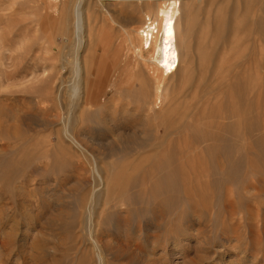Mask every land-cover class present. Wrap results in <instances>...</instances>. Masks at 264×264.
<instances>
[{
  "label": "rangeland",
  "instance_id": "374dc122",
  "mask_svg": "<svg viewBox=\"0 0 264 264\" xmlns=\"http://www.w3.org/2000/svg\"><path fill=\"white\" fill-rule=\"evenodd\" d=\"M191 2L190 55L170 81L172 101L153 113L132 93L115 112L110 93L109 111L78 128L83 152L60 147L68 100L46 83L54 75L52 48H63L54 33L68 11L64 0H0V129L19 132L0 144V215L16 214L0 221V264H57L54 249L62 250L61 264H82L84 237L75 228L99 184L96 170L117 202H100V224L142 230L132 244L142 263L264 264V0ZM123 6L112 9L117 43L143 17ZM91 23L81 52L95 60L99 22ZM29 140L34 156L26 165L16 150ZM15 159L18 178L27 181L20 187L3 181ZM191 190L197 195L190 202ZM122 234L112 241L121 246ZM176 235L185 246L166 244Z\"/></svg>",
  "mask_w": 264,
  "mask_h": 264
},
{
  "label": "bare ground",
  "instance_id": "6f19581e",
  "mask_svg": "<svg viewBox=\"0 0 264 264\" xmlns=\"http://www.w3.org/2000/svg\"><path fill=\"white\" fill-rule=\"evenodd\" d=\"M52 1L57 2L58 0H49V2ZM191 1L186 0L181 3V0H64V6L68 8V11L65 14H59L63 22H58L59 25L54 33V36L62 41L63 48L59 49V44L52 48L56 53L54 55L55 63L53 64L54 75L48 76L46 81L48 84L51 83L50 90L55 92L53 96L63 95L61 94L62 91H65L68 100V115L66 119L63 116L65 121H63L62 136L58 138L61 144L60 147L78 148L85 151V140L78 128L87 117L100 113V111H104L103 113L109 111V101H106V99L110 93L113 94V100L111 101L117 102L115 112L118 110V105L122 99L125 100L124 98L132 93H137L147 103L146 105H150V112L156 113L165 110L168 101H172L169 95L172 88L170 81L179 71L181 57L188 55L191 48L188 39L194 7V2ZM127 4L135 7V9L138 8L143 17L140 18V21L135 22L137 28L130 32L125 30V34H123L126 38L117 43L119 38L114 33L113 24H116V22L112 16V9ZM93 7L98 12V18L92 14ZM94 18L99 22L97 30L99 31V47L98 56L95 60L88 53L86 57H83L84 53L81 52L85 49L84 45H86V42H84V39L86 41L85 32L93 24L91 21H94ZM93 28L91 27V29ZM72 37H74V41L68 43L69 38ZM66 50L68 51L66 52ZM57 96L56 98L59 100ZM18 138L19 132L15 128L8 131L0 129V144L10 143L11 140ZM33 147V141L29 140L24 147L16 150L18 154L22 153L23 158L21 161L26 165H29L33 160ZM18 160L15 161V168L10 171L9 176L5 177L3 181L18 183L17 185L20 187L27 181L23 177L22 180L17 176ZM95 167L93 166V168ZM96 172L95 175H98L99 184L92 186V190L80 213V224L75 228V230H79V235L82 233L84 237L78 243L80 245L78 252L84 256L82 264H144L136 253V249L132 247V244L142 237V233H139L142 230L135 232L133 229H127L128 226L123 223H119L116 224L115 231L111 232L100 224L102 214L99 212L100 202L105 201L106 206L115 205L117 202L109 199L110 184L108 181L106 182L99 170H96ZM30 181H32L31 178ZM196 195L197 193L191 190L187 198L188 201H194L193 198ZM3 215L5 214L3 213ZM14 216L16 214L0 215V221L12 220ZM190 225L188 222L186 227L188 232H192ZM63 229L59 228L58 231L61 232ZM114 233L128 234L126 237L122 234L126 238L127 244L125 241L120 242L121 246L115 244L112 241L115 238ZM132 234L137 237L134 241L130 239ZM181 236L176 235L174 238L169 236L166 244L172 241L173 243L180 242L181 245L185 246L180 239ZM57 237V235L54 236V238ZM63 242L62 248H65L67 243ZM224 246H226V243H222L223 248ZM58 253L61 254L62 250L54 249L52 257L57 264H61L63 261L59 262L58 256L60 257V254L58 255ZM88 254L91 257L90 260L87 258Z\"/></svg>",
  "mask_w": 264,
  "mask_h": 264
}]
</instances>
